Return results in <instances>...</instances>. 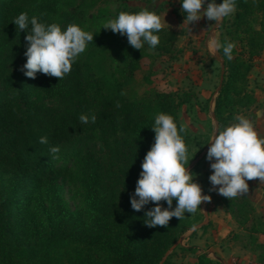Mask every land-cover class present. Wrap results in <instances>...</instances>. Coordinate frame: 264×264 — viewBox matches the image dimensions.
<instances>
[{"label":"trees","instance_id":"1","mask_svg":"<svg viewBox=\"0 0 264 264\" xmlns=\"http://www.w3.org/2000/svg\"><path fill=\"white\" fill-rule=\"evenodd\" d=\"M101 1L0 0V264H172L179 245L164 259L165 254L192 230L186 214L180 220L172 217L167 227H149L144 212L153 204L140 211L130 205L141 162L154 142L155 115L170 113L179 125L180 108L195 98L155 89L138 97L129 88L149 57L147 49L158 57L179 52L177 31L162 21L160 43L140 50L126 35L108 29L93 33L62 80L40 72L30 78L21 71L27 32L16 29L14 17L26 12L62 27H84L95 19L88 18L89 10ZM149 9L162 14L161 8ZM178 9L184 18L179 0ZM221 27V43L232 42L234 48L231 59L222 50L218 54L224 75L212 111L216 125L256 107L249 76L264 50V0H236L232 19ZM89 113L96 115L95 122L82 123L80 115ZM41 136H47V144L39 142ZM185 141L189 155L187 130ZM56 145L60 152L53 158L49 148ZM190 159L189 165L195 158ZM71 182L82 195L75 210L62 198L63 186ZM203 194L248 238L264 234V223L246 194L229 199L202 188ZM258 250V262L264 264V242ZM195 264L214 263L203 254Z\"/></svg>","mask_w":264,"mask_h":264},{"label":"clouds","instance_id":"2","mask_svg":"<svg viewBox=\"0 0 264 264\" xmlns=\"http://www.w3.org/2000/svg\"><path fill=\"white\" fill-rule=\"evenodd\" d=\"M179 2L184 14L183 24L187 26L202 17L219 22L232 14L236 7V0H222L220 3L209 0L206 7L205 0ZM12 22L19 32H27L26 62L21 71L30 78H35L40 72L62 80L93 41L94 34L77 23L62 27L56 22L43 21L36 15L30 17L26 12L19 13ZM103 27L126 35L128 43L135 49L141 50L145 45L155 49L160 43L162 19L156 9L145 7L134 12L120 11L114 18L107 19ZM208 48L210 53L216 54L222 50L223 55L231 59L234 43H221L213 38ZM255 115L264 117L261 112ZM79 120L94 123L96 115L81 114ZM151 129L155 133L154 142L141 162L134 192L130 194V205L133 210L140 211L152 203L153 206L144 212V223L149 227H167L172 217L180 220L185 212L195 213L201 202L208 201L210 196L202 195L201 185L194 179L196 174L188 170L191 159L185 141V126L178 125L172 114L160 111L155 115ZM39 142L47 144V136H41ZM208 144L206 159L211 162L212 169L208 179L219 194L229 199L236 198L248 192V180L259 178L264 182V135L259 134L253 117L237 113L230 123L214 126ZM49 152L56 158L55 154L60 152L59 145L50 146ZM173 200L176 201L174 207ZM195 228L193 224L192 229Z\"/></svg>","mask_w":264,"mask_h":264},{"label":"rangeland","instance_id":"3","mask_svg":"<svg viewBox=\"0 0 264 264\" xmlns=\"http://www.w3.org/2000/svg\"><path fill=\"white\" fill-rule=\"evenodd\" d=\"M208 2L209 0H205L204 7ZM220 2L222 0H217V3ZM124 6L136 9L161 8L163 24L179 33L175 42V47L179 52L175 53L173 57H158L147 49L149 57L143 60V67L135 73L129 88L138 97L153 89L175 91L179 94L183 92L194 94L196 99L193 98L191 104L180 108L177 121L185 126L192 139L189 159L195 158L193 161L198 159L199 162L206 156L207 151L200 157L201 153L209 147L208 142L215 126L211 115L220 76V63L214 57L215 53H210L209 48L206 49L207 43L213 38L221 42L224 36L221 23L223 20L230 21L234 12L219 22L202 17L199 21L187 26V24H183L184 18L178 15V0H155L154 3L153 0H125L124 3H121L120 0H102L89 10L88 18L94 17L95 19L92 23H85V30L92 33L107 31L108 28L103 27L104 22L109 18H114ZM201 11H203V7ZM146 79L149 80V83L146 82ZM201 162L193 171L191 169L194 166L189 169L196 174L194 177L196 182L205 180ZM201 188L206 189V187ZM62 198L70 210L78 209L82 202L78 185L74 182L66 183L63 186ZM199 207L200 209L195 213L185 212L196 228L180 237L181 242L178 247L181 249L175 251L171 259L172 264H195L197 256L203 254L214 264H219L217 260H220L222 264H259L258 244L263 243V237L258 234L248 238L246 233L238 227L239 232H230L227 238L222 240H229L227 246H231L227 247L231 252L226 253L228 258L226 263L220 254L224 252L223 250L214 252L213 256L210 255V258L213 259H210L200 251V248L190 246L191 239L202 236L207 229L206 223L203 224L205 222L204 202H201ZM189 247H194L196 251L194 253L187 252L186 248Z\"/></svg>","mask_w":264,"mask_h":264},{"label":"crops","instance_id":"4","mask_svg":"<svg viewBox=\"0 0 264 264\" xmlns=\"http://www.w3.org/2000/svg\"><path fill=\"white\" fill-rule=\"evenodd\" d=\"M206 49L208 50V46ZM249 89L253 92L254 98L256 100V107L245 110L241 112V114L253 117L259 134L264 135V117L257 118L255 115L257 112L264 113V50L261 56L256 59L254 69L249 76ZM210 163L211 162L208 161L205 156V158L201 162V168L205 175V180L197 183H199L201 187H206L207 191L219 195V192L215 188H213L208 179L209 175L212 172ZM247 183L249 185V190L245 194L251 201L256 215L264 223V189L260 188L256 181V178L248 180ZM218 187L219 186H216V188ZM202 202H204L205 205L204 218L206 215L207 229L202 236H199L196 239H191L190 246L200 248V251L202 253H205L209 258L210 255L213 256L214 252H220L223 250L225 253L223 252L220 254L221 257L225 259L224 262L226 263V261L228 260L226 253L229 254V252H231V250H229L227 247L230 248L231 246H227L229 245V240H222L227 238V235L230 232H239V230H237V225L235 224L231 216L225 213L218 203L212 201L211 198L208 201ZM259 236L263 237L264 239V234H259ZM220 246L222 247L219 248ZM217 261L219 262V264H222L220 260Z\"/></svg>","mask_w":264,"mask_h":264},{"label":"water","instance_id":"5","mask_svg":"<svg viewBox=\"0 0 264 264\" xmlns=\"http://www.w3.org/2000/svg\"><path fill=\"white\" fill-rule=\"evenodd\" d=\"M215 58H216V60L220 63L219 86H218V88H217V91H218V90H219V87H220V85H221V83H222V81H223L224 66H223L222 60L220 59L218 53H217V54L215 53ZM211 117H212V119H213V121H214V123H215V120H214L213 115H211ZM215 126H216V123H215ZM206 151H207V149L201 153L200 157L203 156V154H204ZM197 161H198V159L195 160V161H193V162L189 165L188 170H189L192 166H194L195 163H196ZM205 223H206V215H205V222H203V224H205ZM180 242H181V239H179V240H178V241H177V242H176V243L170 248V250L165 254L164 259L168 256V254H169L170 252H172V251H173V250H174V249L180 244Z\"/></svg>","mask_w":264,"mask_h":264},{"label":"built area","instance_id":"6","mask_svg":"<svg viewBox=\"0 0 264 264\" xmlns=\"http://www.w3.org/2000/svg\"><path fill=\"white\" fill-rule=\"evenodd\" d=\"M256 181L261 189H264V182H260L259 178H256Z\"/></svg>","mask_w":264,"mask_h":264}]
</instances>
